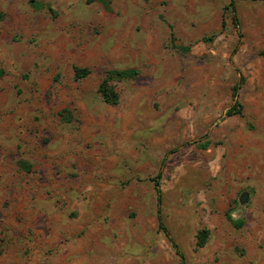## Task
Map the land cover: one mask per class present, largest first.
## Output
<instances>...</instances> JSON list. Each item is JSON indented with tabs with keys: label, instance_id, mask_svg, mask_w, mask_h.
<instances>
[{
	"label": "rangeland",
	"instance_id": "obj_1",
	"mask_svg": "<svg viewBox=\"0 0 264 264\" xmlns=\"http://www.w3.org/2000/svg\"><path fill=\"white\" fill-rule=\"evenodd\" d=\"M231 1L0 0V264H264V0Z\"/></svg>",
	"mask_w": 264,
	"mask_h": 264
},
{
	"label": "trees",
	"instance_id": "obj_2",
	"mask_svg": "<svg viewBox=\"0 0 264 264\" xmlns=\"http://www.w3.org/2000/svg\"><path fill=\"white\" fill-rule=\"evenodd\" d=\"M235 1L232 0L231 3L228 5L226 10H231L233 13H235ZM234 25L237 29H239V20L238 17L234 14L233 17ZM89 74V71L86 69H79L76 68V78L82 79L85 78ZM139 75V71L136 69H127V70H114L110 71L106 74L105 78L103 79L102 83L99 86L98 93L101 96L102 100L111 106H117L120 102V95L116 90V82H121L124 80H132L135 79ZM244 78L241 77L239 82L234 86L233 88V98L235 99V105L231 107L226 112V117H234V116H240L242 115V105L239 102V91L241 89L242 84L244 83ZM161 173L153 180L155 182V189L158 195V203L161 205L162 201V191L160 187L161 183ZM158 222H159V228L164 231L169 239L173 242L172 238H170L164 224H163V217L161 214V211L158 212ZM210 236V232L207 229L201 230L197 235V247L203 248L208 242ZM174 243V242H173ZM174 247L177 248L176 244H174ZM179 253V252H178ZM2 254V251L0 250V255ZM181 258V264H186L184 256L179 254Z\"/></svg>",
	"mask_w": 264,
	"mask_h": 264
},
{
	"label": "water",
	"instance_id": "obj_3",
	"mask_svg": "<svg viewBox=\"0 0 264 264\" xmlns=\"http://www.w3.org/2000/svg\"><path fill=\"white\" fill-rule=\"evenodd\" d=\"M241 202H242V203H246V202H247V198H246L245 196H243V197L241 198Z\"/></svg>",
	"mask_w": 264,
	"mask_h": 264
}]
</instances>
